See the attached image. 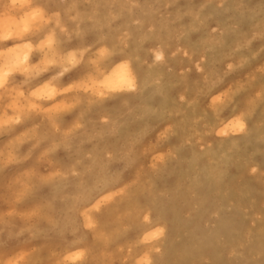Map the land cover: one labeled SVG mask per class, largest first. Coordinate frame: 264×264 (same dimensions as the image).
I'll list each match as a JSON object with an SVG mask.
<instances>
[{
    "label": "rangeland",
    "instance_id": "obj_1",
    "mask_svg": "<svg viewBox=\"0 0 264 264\" xmlns=\"http://www.w3.org/2000/svg\"><path fill=\"white\" fill-rule=\"evenodd\" d=\"M66 1L24 0L26 6L21 7L14 6L13 0H0V64L2 59L15 58L26 50L31 51L32 61L28 67L16 58L12 66L16 69L10 70L12 74L0 88V264H73L71 257L76 254L79 259L75 264H264V88L248 80L264 75V0H85L96 13L105 7L104 25L115 39L110 41L113 47L105 51L104 47L93 48V42L84 38L92 48L77 55L75 62L83 55L90 71L101 70L100 61L107 54L112 57V50L116 52L114 64L120 60L133 67L139 60L144 65L143 82L133 71L132 88L110 93L98 82L101 79L79 78L73 72L74 65L65 63L69 52L56 55L52 63L46 59V48L55 47L57 35L33 37L32 25L40 15L29 31H23L25 19L38 4L51 3L55 8ZM157 69L159 77L154 72ZM211 84L215 86L211 88ZM240 85L248 86L247 95L253 92L251 96L261 104L252 117L246 113L245 117L237 116L244 127L235 131L228 100L234 87ZM38 86L52 87L53 92L39 95ZM108 95L113 104L100 102ZM244 96L243 110L249 111L248 97ZM225 127L227 132L222 133ZM100 226H105L104 232ZM153 233H158L155 239Z\"/></svg>",
    "mask_w": 264,
    "mask_h": 264
},
{
    "label": "bare ground",
    "instance_id": "obj_2",
    "mask_svg": "<svg viewBox=\"0 0 264 264\" xmlns=\"http://www.w3.org/2000/svg\"><path fill=\"white\" fill-rule=\"evenodd\" d=\"M48 1V0H47ZM91 1V0H90ZM96 1V0H95ZM131 1V0H130ZM158 1V0H157ZM156 1V2H157ZM162 1H165V0H162ZM167 1V0H166ZM202 1V0H201ZM97 2H98V0H97ZM117 2V1H116ZM120 2V1H119ZM227 2V1H226ZM36 3V2H35ZM92 3V2H91ZM104 3V2H103ZM121 3H122V1H121ZM203 3V2H202ZM8 4V3H7ZM51 4V3H50ZM50 4H46V3H40V4H38V6L36 7V8H38V10H39V12H40V17L42 18V19H44V21H42V19L41 18H39L38 20H37V22L34 24V25H32V30H33V37L34 38H41L42 37V35H45L46 36V34H49V35H53V36H55V35H57V43L55 42V47H47L46 49H47V51H46V59H48L49 61H51V59H52V61H51V63L53 62V58L56 56V55H58V54H60V53H63L64 51L66 52H69V54H68V57L65 59V63L67 64V65H69V66H71V65H74L73 66V72H75L77 75H78V77L79 78H81V79H83V80H85V79H87V80H99V79H101V81H98V82H100V85L102 86V87H104L103 85H104V82H105V80L106 79H109L110 78V80H111V85H112V88L114 89V90H118V89H122V88H125V87H133V82H132V80H133V71H136L135 72V74H139V77H140V81H144L145 80V77H144V75L142 74V72H143V68H144V65L141 63V62H139V60H137V61H134L135 62V64H134V66L132 67L131 65H129V63H125V62H123V61H120L119 60V62L118 63H116V64H114L112 61H113V55H115L116 54V52L115 51H112L111 50V52H112V57H110V56H108V54L106 55V58L105 59H103V60H101L100 61V66H101V70H92V71H90L89 70V68L87 67V60H86V58H84V56L82 55L81 56V59H79V61H80V63H79V61L78 62H75V60H77V55H80L83 51H86V50H88V49H90V48H96V47H100V48H103L104 47V49H105V51H108L107 50V48L108 49H110V48H112L113 46H111V44H110V41L111 42H113V40L115 39V35L114 36H112V34H110L109 33V31H108V28H106L105 27V25H104V21H103V16H104V8H102V9H99L98 11H97V13L93 10L94 8H93V5L92 4H90L88 1H86V3H85V0L84 1H79V0H77V1H75V0H67L66 1V3H65V5L64 6H61V7H55V8H51L50 7ZM94 4V3H93ZM115 4V3H114ZM119 4V3H118ZM146 4H147V2H146ZM153 4V3H152ZM156 4V3H155ZM170 4V3H169ZM190 4V3H189ZM5 5V4H4ZM3 5V6H4ZM33 5V4H32ZM92 5V6H91ZM157 5V4H156ZM160 5V4H159ZM174 5V4H173ZM239 5V4H238ZM26 6V5H25ZM94 6L96 7V5L94 4ZM35 7V6H34ZM157 7V6H156ZM162 7H163V5H162ZM171 7V6H170ZM200 7V6H199ZM108 8H109V6H108ZM117 8V7H116ZM164 8V7H163ZM145 9H146V7H145ZM53 11L52 13V15H53V18L51 17V16H49V14L51 13L50 11ZM153 9H151V11H152ZM163 10V9H162ZM258 10H259V8H258ZM145 11V10H144ZM177 11V10H176ZM179 11V10H178ZM108 12V11H107ZM160 12V11H159ZM163 12V11H162ZM194 12V11H193ZM124 13V12H123ZM144 13V12H143ZM176 13V12H175ZM179 13V12H178ZM183 13V12H182ZM195 13V12H194ZM202 13V12H201ZM259 13V12H258ZM116 14V13H115ZM159 14V13H158ZM174 14V13H173ZM203 14V13H202ZM202 14H200V15H202ZM257 14V13H256ZM255 14V15H256ZM146 15V14H145ZM182 15V14H181ZM258 15V14H257ZM126 16V15H125ZM129 16V15H128ZM185 16V15H184ZM189 16V15H188ZM198 16V15H197ZM120 17H121V15H120ZM155 17V16H154ZM255 17V16H254ZM45 18H47L48 19V21H46L45 20ZM143 18V17H142ZM146 18H147V16H146ZM170 18V17H169ZM181 18V17H180ZM263 18V17H262ZM173 19V18H172ZM176 19V18H175ZM123 20H124V18H123ZM128 20V19H127ZM205 20V19H204ZM157 21V20H156ZM118 22V21H117ZM177 22H178V20H177ZM193 22H194V20H193ZM201 22V21H200ZM127 23V22H126ZM255 23V22H254ZM260 23V22H259ZM5 27H8L7 25H8V23L7 22H5ZM114 24V23H113ZM173 24V23H172ZM260 24H262V23H260ZM193 25H196L195 23L193 24ZM202 25V24H201ZM256 25V24H255ZM263 25H264V22H263ZM113 26H115V25H113ZM230 26V25H229ZM117 27V26H116ZM170 27V26H169ZM191 27V26H190ZM196 27V26H195ZM194 27V28H195ZM203 27V26H202ZM232 27V26H231ZM234 27V26H233ZM257 27V26H256ZM255 27V28H256ZM111 28V27H110ZM115 28V27H114ZM179 28V27H178ZM184 28V27H183ZM205 28V27H204ZM203 28V29H204ZM261 28V27H260ZM120 29V28H119ZM134 29V28H133ZM132 29V30H133ZM137 29V28H136ZM131 30V31H132ZM188 30H191V29H188ZM201 30H202V28H201ZM264 30V29H263ZM63 31V32H62ZM185 31V30H184ZM260 31V30H259ZM101 34H100V33ZM191 32V31H190ZM204 32H205V30H204ZM225 32V31H224ZM102 33L104 34L103 36H102ZM105 33L107 34V37H105ZM132 33V32H131ZM139 33V32H138ZM226 33V32H225ZM258 33V32H257ZM66 34H68V36L66 35ZM109 34H110V36H109ZM115 34H117V33H115ZM189 34V33H188ZM117 36H118V34H117ZM261 36H262V33H261ZM60 38V39H59ZM84 38H87V39H90L92 42H93V45H91L92 47H90V46H87L86 44H85V41H84ZM7 39V38H6ZM9 39V38H8ZM120 39V38H119ZM162 39V38H161ZM220 39V38H219ZM243 39H245V38H243ZM242 39V40H243ZM5 40V39H4ZM50 40V39H49ZM55 40V39H54ZM148 40V39H147ZM150 40V39H149ZM148 40V41H149ZM152 40V39H151ZM156 40H157V38H156ZM10 41V40H9ZM11 41H13L12 39H11ZM169 41V40H168ZM225 41V40H224ZM4 42V41H3ZM8 42V41H7ZM14 42V41H13ZM49 42V41H48ZM116 42V41H115ZM152 42V41H151ZM187 43V42H186ZM3 44V43H2ZM9 44V43H8ZM17 44V43H16ZM34 44V43H33ZM167 44V43H166ZM222 44V43H221ZM221 44H219V46L221 45ZM225 43H223L222 45H224ZM65 46L66 48H65V50H62L61 48L63 47V46ZM226 45V44H225ZM241 45H243V44H241ZM246 45H248V44H246ZM111 46V47H110ZM130 46V45H129ZM169 46V45H168ZM216 46V45H215ZM245 46V45H244ZM244 46H243V48H244ZM214 47V46H213ZM218 47V46H217ZM216 47V48H217ZM22 48V47H21ZM126 48V47H125ZM131 48V47H130ZM167 48V47H166ZM165 48V49H166ZM223 48V47H222ZM235 48V47H234ZM250 48V47H249ZM0 49H2V48H0ZM15 49V48H14ZM127 49V48H126ZM129 49V48H128ZM169 49V48H168ZM184 49V48H183ZM190 50H191V48H189ZM239 49V48H238ZM144 50V49H143ZM227 50V49H226ZM235 50H237V49H235ZM250 50H251V48H250ZM262 50V49H261ZM33 51V50H32ZM146 51V50H145ZM165 51V50H164ZM181 51V50H180ZM230 51H233V50H230ZM230 51H228V53L230 52ZM31 51H29V50H26V51H23L22 52V54L20 55V56H17V57H6V58H4V59H2V64H0V65H2V66H4L5 68H0V74H2L3 75V77H4V83H3V85L2 86H0V88H2L5 84H6V80H7V75L8 74H10V70H14V69H16V67H13L12 68V66H14V64H16V63H14L13 61H15L16 60V58L18 59V62H20V63H24V64H26V66L28 65V67L30 66V64H29V62L31 61L30 60V56H31V53H30ZM172 52H173V49H172ZM193 52V51H192ZM120 53V52H119ZM129 53V52H128ZM147 53V52H146ZM227 53V54H228ZM243 53V52H242ZM14 54V53H13ZM33 54H35V53H33ZM32 54V55H33ZM145 54V53H144ZM164 54V53H163ZM231 54V53H230ZM248 55H249V53H247ZM219 55V54H218ZM217 55V56H218ZM13 56V55H12ZM225 56V55H224ZM232 56V55H231ZM252 56V55H251ZM121 57H123V56H121ZM124 57L127 59V60H130L129 59V57L128 56H126V55H124ZM145 57H147V56H145ZM156 57H157V55H156ZM221 57H223V56H221ZM227 57H229V56H227ZM131 58H132V55H131ZM166 58V57H165ZM245 58V57H244ZM254 58V57H253ZM14 59V60H13ZM140 59V58H139ZM218 59V58H217ZM223 59V58H222ZM246 59V58H245ZM192 60V59H191ZM145 61H147V60H145ZM247 61V60H246ZM32 62V61H31ZM249 62V61H248ZM264 62V60L262 61V63ZM14 63V64H13ZM34 63V62H33ZM215 63V62H214ZM13 64V65H12ZM90 64V63H89ZM50 66V65H49ZM121 66H123V67H121ZM208 66H210V65H208ZM257 66V65H256ZM237 67V66H236ZM236 67H234V68H236ZM54 68H55V66H54ZM87 68H88V70H87ZM91 68V67H90ZM213 68H214V66H213ZM243 68V67H242ZM241 69V68H240ZM261 70V69H260ZM203 71V70H202ZM211 71V70H210ZM44 72V71H43ZM46 72V71H45ZM44 72V73H45ZM145 72V71H144ZM155 72V74H156V76L157 77H159V76H161L160 75V73H159V71H158V69L157 70H155L154 71ZM207 72V71H206ZM241 72H242V70H241ZM175 73H177V72H175ZM189 73V72H188ZM208 73V72H207ZM12 74V73H11ZM10 74V75H11ZM42 74V73H41ZM145 74V73H144ZM154 74V75H155ZM188 75V74H187ZM204 75V74H203ZM202 75V76H203ZM254 75V74H253ZM7 76V77H6ZM39 75H37L36 77H38ZM249 76H251V75H249ZM30 77V76H29ZM175 77V76H174ZM181 77V76H180ZM22 78V77H21ZM34 78V77H33ZM176 78V77H175ZM187 78V77H186ZM250 79H248V80H250V81H252V82H254V86L255 87H259V88H264V75L263 76H251V77H249ZM201 79V78H200ZM238 79V78H237ZM21 80V79H20ZM23 81V80H22ZM174 81V80H173ZM178 81V80H177ZM187 81V80H186ZM195 81V80H194ZM201 81V80H200ZM214 81V80H213ZM37 82V81H36ZM146 82V81H145ZM149 81H147L146 83H148ZM196 82V81H195ZM230 82V81H229ZM10 83V82H9ZM138 83V82H137ZM187 83V82H186ZM205 83V82H204ZM164 84H166V83H164ZM174 84V83H173ZM172 84V85H173ZM181 84V83H180ZM190 84V83H189ZM197 84V83H196ZM13 85V84H12ZM11 85V86H12ZM14 85H15V83H14ZM144 85V84H143ZM147 85V84H146ZM190 85H192V84H190ZM203 85V84H202ZM246 85V84H245ZM244 85V86H245ZM248 85V84H247ZM253 85V84H252ZM141 87H142V85H140ZM176 86V85H175ZM182 86V85H181ZM196 86H198V85H196ZM209 86H211V88H213L215 85L214 84H211V85H209ZM143 87H145V85L143 86ZM162 87V86H161ZM203 87V86H202ZM43 88H45V89H43ZM105 88V90L106 91H108L107 93H110V91H114V90H109V88H106V87H104ZM167 88V87H166ZM178 88H180V87H178ZM210 88V87H209ZM248 86H246V87H243V85L241 86H235L234 87V92H233V95H231L232 97H231V99L230 100H228L229 102H228V105H229V107L232 109V114H233V116H234V119L232 120V127L231 128H233L235 131H238V130H242L243 129V127H244V124H242L240 121V119H239V117H237V116H240V117H245V115L247 114V116L248 117H252V112L254 111V110H256V108H257V106H259V104H261V103H259V101L258 100H256V99H254V97H252L251 95L253 94V92H252V94L251 95H247V93H248ZM258 88V89H259ZM171 89H173V87H171ZM193 89V88H192ZM253 89V88H252ZM251 89V90H252ZM255 89H257V88H255ZM159 90H161V89H159ZM207 90V89H206ZM38 92H37V94H43V93H47V92H53V90H52V87H42V86H38V90H37ZM171 91V90H170ZM202 91V90H201ZM210 91V90H209ZM213 91V90H212ZM250 91V90H249ZM116 92V91H115ZM181 92H182V90H181ZM264 92V91H263ZM24 93V92H23ZM112 93H114V92H112ZM159 93V92H158ZM157 93V94H158ZM186 93V92H185ZM263 93H261V95H262ZM150 95V94H149ZM188 95V94H187ZM205 95V94H204ZM203 95V96H204ZM244 95H246V97H248V105H249V107L247 108V110H249V111H244L243 110V108L245 107L244 105H246V104H244L243 105V103H242V101H243V98L245 97ZM83 96H85V95H83ZM162 96V95H161ZM160 96V97H161ZM263 96V95H262ZM110 97L111 96H107V97H104V99L102 98V100H101V98H100V102H103V103H108L109 105L110 104H113V102L114 101H112L111 99H110ZM85 98V97H84ZM144 98V97H143ZM165 98V97H164ZM188 98V97H187ZM192 98V97H191ZM191 98H189L190 100H191ZM203 98V97H202ZM213 98V97H212ZM211 98V99H212ZM165 99H167V97L165 98ZM244 99H246V98H244ZM4 100V99H3ZM171 100V99H170ZM187 100V99H186ZM189 100V101H190ZM213 100H214V98H213ZM168 101V100H167ZM166 101V102H167ZM172 101V100H171ZM192 101V100H191ZM246 101V100H245ZM245 101H244V103H245ZM1 102V101H0ZM193 102V101H192ZM199 102V101H198ZM201 102V101H200ZM163 103H164V101H163ZM191 103V102H190ZM194 103V102H193ZM197 103V102H196ZM203 103V102H202ZM78 104H80V103H78ZM92 104V103H91ZM165 104V103H164ZM168 104H169V102H168ZM168 104H166V105H168ZM200 104V103H199ZM217 104H218V102H217ZM166 105H164V106H166ZM247 105V106H248ZM182 106H184V105H182ZM192 106H194L195 107V105H192ZM200 106V105H199ZM174 107V106H173ZM180 107H181V105H180ZM219 107H221V106H219ZM261 107V106H260ZM133 108V107H132ZM147 108V107H146ZM151 109V108H150ZM156 109V108H155ZM182 109V108H181ZM186 109H187V107H186ZM221 109V108H220ZM261 109V108H260ZM30 110V109H29ZM164 110V109H163ZM183 110V109H182ZM207 110V109H206ZM223 110V109H222ZM65 111V110H64ZM64 111H63V113H64ZM66 111H68V110H66ZM75 111V110H74ZM80 111H82V110H80ZM138 111V110H137ZM155 111V110H154ZM158 111V110H157ZM224 111V110H223ZM243 111V112H242ZM257 111V110H256ZM60 113H61V111H59ZM159 112H160V110H159ZM199 112V111H198ZM205 112H207V111H205ZM58 113V112H57ZM66 113V112H65ZM189 113V112H188ZM221 113H223V112H221ZM246 113V114H245ZM264 113V112H263ZM147 114H149V113H147ZM204 114H206V113H204ZM210 114V113H209ZM232 114H231V116H232ZM252 114V115H251ZM85 115V114H84ZM152 115V114H151ZM157 115H159V114H157ZM172 116H173V114H171ZM185 115V114H184ZM189 115V114H188ZM194 115V114H193ZM202 115H203V113H202ZM176 117H177V115H175ZM205 116V115H204ZM261 116V115H260ZM120 117V116H119ZM141 117V116H140ZM139 117V118H140ZM152 117V116H151ZM150 117V118H151ZM157 116H155V118H156ZM159 117V116H158ZM206 117V116H205ZM210 117H211V115H210ZM264 117V116H263ZM28 118V117H27ZM153 118V117H152ZM200 118V117H199ZM231 118V117H230ZM259 118V117H258ZM161 119V118H160ZM203 119H204V117H203ZM213 119H215V118H213ZM212 119V120H213ZM219 119V118H218ZM221 119V118H220ZM248 119V118H247ZM158 120V119H157ZM216 120H217V118H216ZM225 120H227L226 118H225ZM249 120V119H248ZM251 120V119H250ZM255 120V119H254ZM252 121V120H251ZM258 121V120H257ZM25 122V121H24ZM261 122H262V120H261ZM260 122V123H261ZM17 123V122H16ZM193 123V122H192ZM208 123V122H207ZM215 124L217 123L216 121L214 122ZM219 123V122H218ZM35 124V123H34ZM37 124V123H36ZM68 124V123H67ZM115 124V123H114ZM160 124V123H159ZM229 124V123H228ZM125 125V124H124ZM209 125V124H208ZM212 125V124H211ZM70 125H68V127H69ZM260 127V126H259ZM259 127H255V128H259ZM81 128V127H80ZM114 128V127H113ZM147 128V127H146ZM202 128V127H201ZM254 128V127H253ZM261 128V127H260ZM49 129V132H50V128H48ZM259 130V129H258ZM64 131H66V130H64ZM183 131H185V130H183ZM178 132H180V131H178ZM206 132V131H205ZM221 132L222 133H226L227 132V129H226V127L225 128H223L222 130H221ZM103 133V132H102ZM137 133H139V132H137ZM183 133V132H182ZM247 133V132H246ZM245 133V134H246ZM248 133H249V131H248ZM247 133V134H248ZM251 134H252V131L250 132ZM255 133V132H254ZM109 134V133H108ZM186 134V133H185ZM256 134V133H255ZM54 135V134H53ZM179 135V134H178ZM250 135V134H249ZM264 135V134H263ZM50 136H52V135H50ZM247 136V135H246ZM262 136V135H261ZM53 137V136H52ZM67 137V136H66ZM129 137V136H128ZM180 137H181V135H180ZM245 137V136H244ZM249 137V136H248ZM194 138V137H193ZM262 138V137H261ZM264 138V137H263ZM54 139V138H53ZM61 139V138H60ZM179 139V138H178ZM260 139V138H259ZM31 140V139H30ZM46 140H48V139H46ZM136 140V139H135ZM252 140V139H251ZM263 140V139H262ZM27 141V140H26ZM25 141V142H26ZM65 141V140H64ZM243 141V140H242ZM245 141H246V139H245ZM53 142V141H52ZM244 142V141H243ZM247 142V141H246ZM258 142V141H257ZM23 143V142H22ZM41 143V142H40ZM54 143V142H53ZM70 143V142H69ZM80 143V142H79ZM235 143H237L236 141H235ZM252 143H253V141H252ZM256 143V142H255ZM21 144V143H20ZM35 144V143H34ZM133 144V143H132ZM140 144V143H139ZM216 145V144H215ZM229 145V144H228ZM234 145V144H233ZM246 145V144H245ZM20 146V145H19ZM176 146V145H175ZM180 146V145H179ZM58 147H60V146H57V148ZM66 147V146H65ZM184 147V146H183ZM189 147V146H188ZM20 148V147H19ZM62 148V147H61ZM175 148H177V147H175ZM219 148V147H218ZM220 148H221V146H220ZM36 149V148H35ZM48 149V148H47ZM51 149V148H50ZM63 149H65V148H63ZM178 149H180L179 147H178ZM183 149V148H182ZM181 149V150H182ZM226 149V148H225ZM17 151V150H16ZM20 151V150H19ZM180 151V150H179ZM216 151V150H215ZM215 151H213V152H215ZM220 151V150H219ZM33 152V151H32ZM50 152V151H49ZM125 152V151H124ZM142 152V151H141ZM177 152V151H176ZM183 152V151H182ZM18 153V152H17ZM51 153V152H50ZM216 153V152H215ZM215 153H213V154H215ZM49 154V153H48ZM133 154V153H132ZM192 154V153H191ZM18 155V154H17ZM47 155V154H46ZM134 155H136V152H135V154ZM20 156V155H19ZM49 156V155H48ZM177 156V155H176ZM216 156V155H215ZM43 157H44V155H43ZM191 157H192V155H191ZM196 157V156H195ZM22 158V157H21ZM134 158V157H133ZM132 158V159H133ZM42 159H44V158H42ZM138 158H135V160H134V162L137 160ZM192 159V158H191ZM19 160V159H18ZM25 160V159H24ZM24 160H22V162L24 161ZM215 160H216V158H215ZM192 161V160H191ZM191 161H189V162H191ZM214 161V160H213ZM212 161V162H213ZM116 162V161H115ZM178 162V161H177ZM37 163H41L40 161H37ZM108 164V163H107ZM49 165H51V163L49 164ZM53 165V164H52ZM209 166H210V164H209ZM35 167V166H34ZM51 167V166H50ZM53 168H54V166H52ZM165 167H167V166H165ZM164 167V168H165ZM177 167V166H176ZM31 168V167H30ZM36 168V167H35ZM40 168V167H39ZM38 168V169H39ZM130 168V167H129ZM164 168H162V169H164ZM211 168V167H210ZM47 169V168H46ZM52 169V168H51ZM160 169V168H159ZM172 169V168H171ZM173 169H175L174 167H173ZM26 170V169H25ZM32 170H33V168H32ZM36 170H37V168H36ZM66 170V169H65ZM108 170V169H107ZM166 170V169H165ZM52 171V170H51ZM67 171V170H66ZM65 171V172H66ZM103 171V170H102ZM172 171H174V170H172ZM33 172H35V170L33 171ZM55 172V171H54ZM167 172V171H166ZM169 172V171H168ZM211 172V171H210ZM209 172V173H210ZM214 172V171H213ZM82 174H83V172H81ZM104 173V172H103ZM171 173V172H170ZM23 174V173H22ZM157 174V173H156ZM159 174V173H158ZM161 174V173H160ZM159 174V175H160ZM164 174V173H163ZM162 174V175H163ZM206 174H208V172L206 173ZM213 174V173H212ZM30 175V174H29ZM59 175V174H58ZM66 175V174H65ZM96 175V174H95ZM136 175V174H135ZM158 175V176H159ZM166 175L168 176L169 174L168 173H166ZM183 175V174H182ZM218 175V174H217ZM67 176V175H66ZM83 176H84V174H83ZM161 176V175H160ZM198 176V175H197ZM196 176V177H197ZM213 176V175H212ZM214 176H215V174H214ZM34 177H36L35 176V174H34ZM38 177V176H37ZM55 177V176H54ZM54 177H53V179H54ZM135 177V176H134ZM163 177V176H162ZM218 177H220V176H218ZM65 178V177H64ZM119 178V177H118ZM194 178V177H193ZM37 180V179H36ZM67 180V179H66ZM214 180V179H213ZM213 180H212V182H213ZM154 180H152V183H154L153 182ZM194 181L195 182H198V181H196L195 179H194ZM193 181V182H194ZM229 181V180H228ZM35 182V181H34ZM53 182V181H52ZM114 182V181H113ZM44 183V182H43ZM48 183V182H47ZM50 183V182H49ZM54 183H56V181L54 182ZM53 183V184H54ZM94 183H95V181H94ZM216 183V182H215ZM215 183H213L214 185H217V184H215ZM86 184V183H85ZM144 184H147V183H144ZM193 184V186H194V183H192ZM196 184V183H195ZM13 185V184H12ZM38 185V184H37ZM47 185V184H46ZM114 185V184H113ZM152 185V184H151ZM182 185V184H181ZM213 185V186H214ZM5 186V185H4ZM60 186V185H59ZM58 186V187H59ZM98 186V185H97ZM155 186V185H154ZM180 186V185H179ZM199 186V185H198ZM210 186V185H209ZM54 187V186H53ZM95 187V186H94ZM110 187V186H109ZM108 187V188H109ZM195 187V186H194ZM200 187V186H199ZM198 187V188H199ZM218 187V186H217ZM36 188V187H35ZM34 188V189H35ZM60 188V187H59ZM154 188V187H153ZM196 188H197V184H196ZM228 188H230V187H228ZM5 189V188H4ZM8 189V188H7ZM56 189H57V187H56ZM63 189V188H62ZM84 189V188H83ZM187 189V188H186ZM201 189V188H200ZM213 189V188H212ZM214 189H215V187H214ZM219 189V188H218ZM54 190V189H53ZM80 190V189H79ZM85 190V189H84ZM83 190V191H84ZM87 190V189H86ZM85 190V191H86ZM90 190H92V189H90ZM99 190V189H98ZM194 190V189H193ZM197 190H199V189H197ZM6 191V190H5ZM10 191V190H9ZM165 191V190H164ZM220 191V190H219ZM219 191H218V194H219ZM225 191V190H224ZM224 191H222L223 193H224ZM257 191V190H256ZM79 192H81V191H79ZM145 192H147V190L145 191ZM171 192V191H170ZM170 192H168V193H170ZM250 192V191H249ZM254 192V191H253ZM32 193V192H31ZM54 193V192H53ZM84 193V192H83ZM86 193V192H85ZM88 193V192H87ZM86 193V194H87ZM116 193V192H115ZM152 193V192H151ZM217 193V192H216ZM222 193V194H223ZM231 192H229V194H230ZM153 194V193H152ZM159 194V193H158ZM161 194V193H160ZM164 194V193H163ZM174 194V193H173ZM222 194H220V195H222ZM250 194V193H249ZM3 195V194H2ZM7 195H8V193H7ZM54 195H55V193H54ZM76 196H78V195H76ZM93 196H95V195H93ZM138 196V195H137ZM154 196V195H153ZM157 196V195H156ZM163 196V195H162ZM170 196H171V194H170ZM175 196H176V194H175ZM260 196V195H259ZM115 197V196H114ZM150 197V196H149ZM159 197V196H158ZM161 197V196H160ZM171 197H173V195L171 196ZM178 197V196H177ZM181 197V196H180ZM213 197V196H212ZM53 198V197H52ZM65 198V197H64ZM71 198V197H70ZM82 198V197H81ZM80 198V199H81ZM148 198V197H147ZM167 198V197H166ZM227 198V197H226ZM61 199V198H60ZM68 199V198H67ZM92 199V198H91ZM137 199V198H136ZM157 199V198H156ZM155 199V200H156ZM161 199V198H160ZM159 199V200H160ZM173 199H175V198H173ZM54 200H56V199H54ZM66 200V199H65ZM87 200V199H86ZM169 200V199H168ZM178 200V199H177ZM28 201V200H27ZM60 201V200H59ZM67 201V200H66ZM72 201H74V200H72ZM82 201V200H81ZM100 201V200H99ZM138 201V200H137ZM150 201V200H149ZM157 201V200H156ZM167 201V200H166ZM174 201V203H175V200H173ZM190 201H191V199H190ZM204 201V200H203ZM224 201V200H223ZM227 201V200H226ZM231 201V200H230ZM30 202V201H29ZM32 202H34V201H32ZM43 202V201H42ZM53 202V201H52ZM78 202V201H77ZM101 202V201H100ZM104 202V201H103ZM161 203H163L162 201H160ZM170 202H171V200H170ZM177 202V201H176ZM219 202V201H218ZM220 202H221V200H220ZM219 202V203H220ZM26 203V202H25ZM73 203V202H72ZM72 203L70 204V205H72ZM81 203V202H80ZM150 203V202H149ZM166 203V202H165ZM225 203V202H224ZM230 203V202H229ZM245 203V202H244ZM257 203V202H256ZM43 204V203H42ZM82 204V203H81ZM156 204V203H155ZM169 204V203H168ZM177 204V203H176ZM195 204V203H194ZM193 204V205H194ZM200 204V203H199ZM202 204V203H201ZM200 204V205H201ZM227 204V203H226ZM232 204H234V203H232ZM231 204V205H232ZM27 205V204H26ZM77 205V204H76ZM97 205V204H96ZM119 205V204H118ZM134 205V204H133ZM147 205H148V202H147ZM161 205V204H160ZM190 205V204H189ZM219 205H221V203L219 204ZM230 205V204H229ZM246 205V204H245ZM249 205V204H248ZM247 205V206H248ZM31 206V205H30ZM82 206V205H81ZM100 206V205H99ZM156 206V205H155ZM184 206H186V205H184ZM228 206V205H227ZM258 206V205H257ZM76 207V206H75ZM86 207V206H85ZM120 207V206H119ZM150 207H151V205H150ZM153 207V206H152ZM201 207V206H200ZM220 207V206H219ZM232 207V206H231ZM28 208V207H27ZM26 208V209H27ZM53 208V207H52ZM143 208V207H142ZM148 208V207H147ZM163 208V207H162ZM177 208V207H176ZM194 208V207H193ZM202 208V207H201ZM217 208V207H216ZM215 208V209H216ZM23 209V208H22ZM68 209H70V208H68ZM76 209V208H75ZM134 209V208H133ZM136 209V208H135ZM156 209H158L157 207L155 208V210ZM164 209V208H163ZM162 209V210H163ZM175 209V208H174ZM198 209V208H197ZM214 209V208H213ZM19 210V209H18ZM108 210V209H107ZM137 210H139V209H137ZM159 210H161V209H159ZM187 210V209H186ZM196 210V209H195ZM195 210H194V212H195ZM26 211V210H25ZM53 211V210H52ZM69 211V210H68ZM71 211V210H70ZM69 211V212H70ZM112 211V210H111ZM124 211V210H123ZM149 211V210H148ZM147 211V212H148ZM153 211H154V209H153ZM175 211H176V209H175ZM92 212V211H91ZM90 212V213H91ZM108 212V211H107ZM125 212V211H124ZM135 212H136V210H135ZM198 212V211H197ZM221 212V211H220ZM262 212V211H261ZM68 213V212H67ZM99 213V212H98ZM111 213V212H110ZM112 213H113V211H112ZM111 213V214H112ZM128 213H130V212H128ZM137 213V212H136ZM160 213V212H159ZM164 213V212H163ZM190 213H191V211H190ZM189 213V214H190ZM199 213V212H198ZM264 213V212H263ZM92 214V213H91ZM110 214V215H111ZM141 214V213H140ZM171 214H173V213H171ZM178 214H180V213H178ZM182 214V213H181ZM187 214H188V210H187ZM192 214V213H191ZM197 214V213H196ZM196 214L194 213V215L196 216ZM201 214V213H200ZM234 214V213H233ZM93 215V214H92ZM121 215V214H120ZM147 215V214H146ZM154 215H155V213H154ZM174 215V214H173ZM203 215V214H202ZM201 215V216H202ZM226 215V214H225ZM257 215V214H256ZM74 216V215H73ZM124 216V215H123ZM129 215L127 214L126 215V219H128L127 217H128ZM158 216V215H157ZM156 216V217H157ZM160 216H162V215H160ZM192 216V215H191ZM200 216V217H201ZM221 216H222V214H221ZM255 216V215H254ZM264 216V215H263ZM67 217V216H66ZM70 217V216H69ZM75 217V216H74ZM116 217V216H115ZM150 217V216H149ZM155 217V218H156ZM174 217V216H173ZM180 217H183V216H180ZM186 217V216H185ZM199 217V218H200ZM16 218V217H15ZM59 218H61V217H59ZM92 218V217H91ZM118 218V216L115 218V219H117ZM145 218V217H144ZM160 218V217H159ZM73 219V218H72ZM82 219V218H81ZM80 219V220H81ZM94 219V218H93ZM119 219V218H118ZM162 219V218H161ZM181 219V218H180ZM193 219V218H192ZM191 219V220H192ZM97 220V219H96ZM136 220H137V218H136ZM146 220H147V218H146ZM163 220H164V218H163ZM174 220V219H173ZM182 220V219H181ZM221 220V219H220ZM223 220V219H222ZM65 221V220H64ZM74 221V220H73ZM101 221H103V219L101 220ZM109 221V220H108ZM115 221V220H114ZM126 221V220H125ZM129 221V220H128ZM127 221V222H128ZM144 221H145V219H144ZM144 221H142V222H144ZM152 220H150V222H151ZM158 221V220H157ZM179 222H180V220H178ZM177 221V222H178ZM182 221H184V220H182ZM198 221V220H197ZM44 222V221H43ZM42 222V223H43ZM98 222V221H97ZM118 222V221H117ZM122 222V221H121ZM146 222V221H145ZM190 222V221H189ZM241 222V221H240ZM99 223V222H98ZM101 223V222H100ZM124 223V222H123ZM174 223V222H173ZM185 223H187V222H184V225L183 226H186L185 225ZM193 223H194V221H193ZM219 223V222H218ZM118 224H119V222H118ZM122 224V223H121ZM137 224V223H136ZM143 224V223H142ZM148 224V223H147ZM150 224V223H149ZM148 224V225H149ZM154 224V223H153ZM165 224V223H164ZM197 224H198V222H197ZM233 224V223H232ZM19 225H20V223H19ZM61 225V224H60ZM94 225H96L97 226V223L95 222V224ZM100 225V224H99ZM134 225V224H133ZM157 225V224H156ZM155 225V226H156ZM168 225V224H167ZM176 225V224H175ZM190 225V224H189ZM195 225V224H194ZM219 225V224H218ZM237 225V224H236ZM18 226V225H17ZM16 226V227H17ZM39 226H41V225H39ZM111 226V225H110ZM179 226V225H178ZM177 225H176V228L178 227ZM0 227H1V225H0ZM95 227V226H94ZM93 227V228H94ZM119 226H117V228H118ZM134 227V226H133ZM154 227V226H153ZM41 228V227H40ZM43 228V227H42ZM87 228V227H86ZM102 228H104L105 229V226L104 227H102ZM101 228V226H100V230L102 229ZM114 228V227H113ZM123 228H126V227H123ZM130 228V226L128 227V229ZM135 228V227H134ZM139 228H140V226H139ZM139 228H138V230H139ZM164 228V227H163ZM234 228V227H233ZM50 229V228H49ZM60 229V228H59ZM66 229H68V228H66ZM79 229V228H78ZM77 229V230H78ZM90 229V228H89ZM133 229V228H132ZM137 229V228H136ZM167 229H169V228H167ZM194 229V228H193ZM216 229V228H215ZM243 229V228H242ZM46 230V229H45ZM95 230V229H94ZM93 230V231H94ZM114 230V232H112V234H114V233H116L115 232V230L116 229H113ZM118 231H119V229H117ZM124 230H126V229H124ZM123 230V231H124ZM146 230H147V227H146ZM146 230H144V231H146ZM14 231V230H13ZM72 231V230H71ZM79 231V230H78ZM96 231V230H95ZM94 231V232H95ZM102 231H103V229H102ZM149 231V230H148ZM187 231H189V230H187ZM193 231V230H192ZM192 231H190V232H192ZM225 231H227V230H225ZM232 231V230H231ZM250 231V230H249ZM2 232H4V231H2ZM104 232V231H103ZM147 232V231H146ZM150 232V231H149ZM176 232H178V231H176ZM190 232H189V234H190ZM224 231H222V233H223ZM228 232V231H227ZM237 232V231H236ZM14 233V232H13ZM70 233V232H69ZM106 233V232H105ZM110 234H111V232H109ZM118 233V232H117ZM127 233V232H126ZM163 233H164V231H163ZM24 234H26V233H24ZM58 234V233H57ZM66 234V233H65ZM78 234V233H77ZM80 234H81V232H80ZM119 234H121L120 233V231H119ZM166 234V233H165ZM199 234V233H198ZM224 234V233H223ZM236 234V233H235ZM76 235V234H75ZM109 235V234H108ZM122 235V234H121ZM178 235V234H177ZM196 235V234H195ZM202 235V234H201ZM261 235H262V232H261ZM59 236V235H58ZM62 236H64V235H62ZM82 236V235H81ZM95 238H97V235L95 234ZM111 236V235H110ZM113 236V235H112ZM125 236V235H124ZM169 236H171V235H169ZM189 236H192V235H189ZM244 236V235H243ZM19 237V236H18ZM26 237V236H25ZM114 237V236H113ZM120 237V236H119ZM162 237V236H161ZM178 237V236H177ZM182 237V236H181ZM199 237H200V235H199ZM202 237H203V235H202ZM237 237V236H236ZM260 237V236H259ZM81 238V237H80ZM116 238H118V237H116ZM158 238V237H157ZM189 238H191V237H189ZM232 238V237H231ZM245 238V237H244ZM46 239V238H45ZM113 239V238H112ZM111 239V240H112ZM126 239V238H125ZM155 239V238H154ZM201 239V238H200ZM260 239V238H259ZM258 239V240H259ZM262 239V238H261ZM18 240H19V238H18ZM36 240H38V239H35L34 241H36ZM62 240V239H61ZM64 240V239H63ZM62 240V241H63ZM76 240V239H75ZM97 239H95V241H96ZM115 240H117V239H115ZM164 240V239H163ZM162 240V241H163ZM175 240H177V239H175ZM192 240V239H191ZM195 240H196V238H195ZM232 240V239H231ZM235 239H233L232 241H234ZM254 240H256V239H254ZM33 241V240H32ZM43 241V240H42ZM121 241V240H120ZM159 240H157L156 242H158ZM264 241V239L262 240V242ZM19 242V241H18ZM75 242V241H74ZM156 242H155V244H156ZM160 242V241H159ZM187 242H188V240H187ZM190 242H194V240L193 241H190ZM253 242V241H252ZM24 243V242H23ZM71 243V242H70ZM70 243H67V244H70ZM77 243V242H76ZM79 243V242H78ZM99 243V242H98ZM127 243V242H126ZM179 243V242H178ZM201 243H203V242H201ZM210 243V242H209ZM235 243V242H234ZM254 243V242H253ZM252 243V244H253ZM42 244V243H41ZM54 244V243H53ZM80 244V243H79ZM119 244V243H118ZM135 244V243H134ZM139 244V243H138ZM145 244H147V243H145ZM154 244V243H153ZM164 244V243H163ZM170 244V243H169ZM180 244H181V242H180ZM186 244V243H185ZM192 244V243H191ZM205 244V243H204ZM231 244V243H230ZM20 245H22V244H20ZM25 245V244H24ZM43 245V244H42ZM76 245V244H75ZM74 245V246H75ZM78 245V244H77ZM89 245H91V244H89ZM93 245H94V243H93ZM92 245V246H93ZM99 245V244H98ZM110 245V244H109ZM161 245V244H160ZM179 245V244H178ZM184 245V244H183ZM195 245V244H194ZM206 245H208V244H206ZM210 245H212V243L210 244ZM258 245V244H257ZM48 246V245H47ZM65 246V245H64ZM136 246V245H135ZM145 246V245H144ZM162 246V245H161ZM172 246V245H171ZM181 246V245H180ZM179 246V247H180ZM185 246V245H184ZM183 246V247H184ZM187 246V245H186ZM193 246V245H192ZM192 246H190V247H192ZM202 246H205V245H202ZM239 246V245H238ZM68 247V246H67ZM91 247V246H90ZM114 247V246H113ZM112 247V248H113ZM122 247V246H121ZM157 247H159V246H157ZM163 247V246H162ZM175 247V246H174ZM194 247H196V246H194ZM71 248H72V246H71ZM86 248V247H85ZM118 248V247H117ZM135 248V247H134ZM137 248V247H136ZM135 248V249H136ZM146 248V247H145ZM163 248H165V247H163ZM168 248H169V246H168ZM172 247H170V249H171ZM193 248V247H192ZM197 248H199V247H197ZM210 248V247H209ZM264 248V247H263ZM262 248V249H263ZM18 249V248H17ZM25 249V248H24ZM69 249V248H68ZM107 249V248H106ZM119 249V248H118ZM130 249V248H129ZM128 249V250H129ZM161 249V248H160ZM159 249V250H160ZM180 249V248H179ZM205 249L206 248H204V251H205ZM208 249V248H207ZM211 249V248H210ZM222 249V248H221ZM257 249V248H256ZM259 249V248H258ZM261 248H260V250H262ZM94 250H96V249H94ZM93 250V251H94ZM99 250V249H98ZM122 250V249H121ZM171 250H173V249H171ZM175 250V249H174ZM186 250V249H185ZM188 250V249H187ZM218 250V249H217ZM224 250V249H223ZM222 250V251H223ZM119 251V250H118ZM163 251V250H162ZM161 251V252H162ZM182 251H183V249H182ZM201 251V250H200ZM212 251V250H211ZM250 251H252L251 249H250ZM249 251V252H250ZM75 252V251H74ZM91 252V251H90ZM96 252V251H95ZM99 252V251H98ZM116 252V251H115ZM137 252V251H136ZM152 252V251H151ZM169 252V251H168ZM172 252V251H171ZM178 252V251H177ZM177 252H176V254H177ZM221 252V251H220ZM253 252V251H252ZM251 252V253H252ZM257 252H258V250H257ZM261 253H262V251H260ZM88 253V252H87ZM117 253V252H116ZM123 253V252H122ZM142 253V252H141ZM140 253V254H141ZM182 253V252H181ZM212 253V252H211ZM223 253V252H222ZM254 253H256V252H254ZM254 253H252V254H254ZM9 254V253H8ZM167 254V253H166ZM174 254V253H173ZM183 254H185V251H184V253ZM100 255V254H99ZM181 255V254H180ZM188 255V254H187ZM186 255V256H187ZM191 255V254H190ZM258 255H259V253H258ZM121 255H119V257H120ZM136 256V255H135ZM175 256H179V254L178 255H175ZM204 256V255H203ZM219 256H220V254H219ZM222 256V255H221ZM221 256H220V258H221ZM96 257V256H95ZM110 257V256H109ZM184 257V256H183ZM183 257H182V259H183ZM191 257V256H190ZM190 257H188L189 258V260H190ZM199 257V256H198ZM87 258V257H86ZM98 258V257H97ZM112 258V257H111ZM111 258H109V260L111 259ZM122 258V257H121ZM173 258H175V257H173ZM179 258V257H178ZM187 258V259H188ZM100 259V258H99ZM180 259H181V257H180ZM186 259V260H187ZM206 259V258H205ZM222 260H223V258H221ZM50 260V259H49ZM112 260V259H111ZM110 260V261H111ZM175 260H177V258L175 259ZM179 260V259H178ZM194 260V259H193ZM197 261L199 260V259H196ZM195 260V261H196ZM263 260V259H262ZM103 261V260H102ZM109 261V262H110ZM113 261H115L114 260V258H113ZM131 261V260H130ZM18 262V261H17ZM90 262V261H89ZM101 262V261H100ZM105 262V261H104ZM181 262V261H180ZM52 263V262H51ZM94 263H95V261H94ZM113 263V262H112ZM111 263V264H112ZM187 263H189V262H187ZM107 264V263H106ZM110 264V263H109ZM116 264V263H115ZM171 264V263H170ZM178 264H180L179 262H178ZM184 264V263H183ZM190 264V263H189Z\"/></svg>",
    "mask_w": 264,
    "mask_h": 264
},
{
    "label": "snow or ice",
    "instance_id": "obj_3",
    "mask_svg": "<svg viewBox=\"0 0 264 264\" xmlns=\"http://www.w3.org/2000/svg\"><path fill=\"white\" fill-rule=\"evenodd\" d=\"M17 4H19V6H21V7H24V6H25L24 0H13V5L15 6V5H17ZM27 6H28V7H33L32 5H27ZM39 15H40V13H39V10H38V9L35 10V11H33L31 17L25 19V21H24L23 31H25V32L29 31L30 24H31L32 22H34V21L37 19V17H38ZM49 44H52L51 39L49 40ZM156 59H157V60H160L161 57H160L159 55H157ZM121 67H123V66H121ZM65 70H67V69H65ZM61 74H63V73H61ZM3 83H4V77H3L2 74H0V86H2ZM103 86L106 87V88H109V90H114V89L112 88L110 78L105 80ZM45 87H47V86H45ZM100 94L103 95V93H100ZM33 95H36V93H34ZM157 235H158V233H153V234H152V237H153V238H156ZM71 259H72V261H73V264H75V261L79 259V254L74 255L73 257H71Z\"/></svg>",
    "mask_w": 264,
    "mask_h": 264
}]
</instances>
